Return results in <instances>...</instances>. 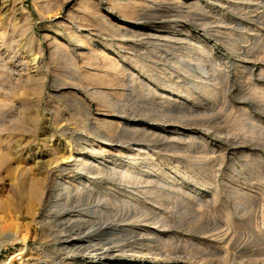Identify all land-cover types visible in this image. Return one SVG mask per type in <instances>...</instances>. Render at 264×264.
Returning a JSON list of instances; mask_svg holds the SVG:
<instances>
[{
	"label": "rangeland",
	"instance_id": "obj_1",
	"mask_svg": "<svg viewBox=\"0 0 264 264\" xmlns=\"http://www.w3.org/2000/svg\"><path fill=\"white\" fill-rule=\"evenodd\" d=\"M2 2L0 264H264V0Z\"/></svg>",
	"mask_w": 264,
	"mask_h": 264
},
{
	"label": "bare ground",
	"instance_id": "obj_2",
	"mask_svg": "<svg viewBox=\"0 0 264 264\" xmlns=\"http://www.w3.org/2000/svg\"><path fill=\"white\" fill-rule=\"evenodd\" d=\"M3 0H1L0 2V9L1 10H5L6 8V4L5 2H2ZM117 24H118V28H125L126 27H130V25L132 24V22L128 21V20H125V19H117ZM174 34V33H172ZM82 47V46H81ZM94 143L92 142L90 145H93ZM6 146H7V142L5 140H2L0 139V160H5V159H8V154L6 153ZM101 151L104 152L105 149L104 147H100ZM118 152L119 151H122L121 147L118 148L117 150ZM71 156L72 155H69L67 157V159H69L66 163H69L72 161L71 159ZM101 157H103V155L101 154ZM81 159H77L76 160V166H78L79 168H81L80 170L83 171V170H86V168L90 165H94L95 163L90 161L89 164L86 163L85 159L83 156L79 157ZM107 158V157H106ZM108 159V158H107ZM64 163V162H63ZM65 166H69V164H65ZM95 166V165H94ZM64 167V166H63ZM90 174H101V171H99V169L95 166L94 169H92L91 173ZM66 178V177H64ZM92 179V178H90ZM113 181V179H111ZM64 183H62L63 185ZM76 187V184H72L71 185V188L74 189ZM77 191V190H76ZM87 193L89 194V191H87ZM59 195H57V198H58ZM54 203H52L54 205V207L56 206V209H58L57 213H55V215L57 216L58 215H61L64 213V211L60 208V205H59V201L58 200H54L53 201ZM73 212H75V216H73ZM73 212H67L63 218V222L62 224L65 226V228L67 229L68 233H70L66 239L64 240L65 241V246L70 248V250H74L73 252L76 254L75 255V262L76 261H79V259L81 258L78 254L80 252V249L81 248H84V250L88 251V255H90V253H93L94 255H96L98 257V260H95L94 262H89L88 264H132L130 262H126L125 260H121V261H110V260H107L105 258L109 257L110 255L114 254V253H117L118 252V249L117 250H113L109 247V245L112 244L113 241L115 242H119L121 241L120 240V236L122 235V232H123V229L121 227H117L113 224H100V225H94L92 227V230L88 231V232H85V233H81V234H74V232H72V224L75 222V223H84V215L83 213L87 212V209L84 208V209H79L77 211H73ZM74 218H79V219H74ZM103 234V235H108V234H114L115 236L116 235H119L118 238H115L113 241H109L106 245H104L103 248H100V249H95V250H92V252H89V249H91L93 246H91V242H92V238H97L98 237V234ZM19 239V236L17 233H14V232H11V231H3L2 230V226L0 225V250L6 246L7 244H10L12 243L13 241L15 240H18ZM122 248V247H120ZM26 249H22L18 252V254H16V256H13V255H10L5 261L3 262L2 264H11V262L13 260H15L16 258H18V256H22L24 254V251ZM80 257V258H79ZM20 260V258H19ZM74 264V263H73Z\"/></svg>",
	"mask_w": 264,
	"mask_h": 264
}]
</instances>
